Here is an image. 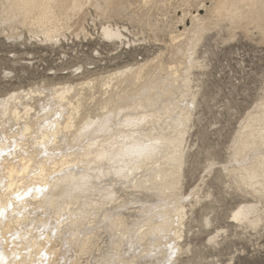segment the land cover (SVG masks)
Returning <instances> with one entry per match:
<instances>
[{"label":"bare ground","instance_id":"1","mask_svg":"<svg viewBox=\"0 0 264 264\" xmlns=\"http://www.w3.org/2000/svg\"><path fill=\"white\" fill-rule=\"evenodd\" d=\"M173 1L94 0V3L101 6V11L115 14L120 19L126 18L138 31L133 34L129 28L132 36L141 35L140 39L145 43L160 47L144 59L111 69H96L104 61L100 52V56L95 57L97 60L90 58L89 62L94 66L86 67L81 73L62 72L59 74L63 77L57 80L43 78L39 83L27 87H11L18 93L13 101L12 111H19L21 115L19 119L11 113L7 117L0 115V137L7 138L0 143V148L7 152L12 139H16L18 147L13 154L2 158L4 166L0 168V197L6 200L12 192L23 191L27 187H43L46 192L26 197L23 201L13 199V209L8 213V221L0 223V233L8 241L3 245L6 255H11L10 247L13 243L20 245L22 252H26L24 246L31 243L32 251L26 253L31 258L30 264H99V261L110 254L116 261L126 259L127 246L139 243V247L133 248L132 253L143 256L144 253L155 252L156 255L149 256L148 259H154L157 264H164L168 259V244L180 249L174 258L176 261L189 257L192 252L193 227L199 220L197 209L200 205L193 207L191 202L181 205L186 211L181 214L177 229L175 216L179 195L171 189L169 177L174 171L172 161L175 159L176 149L182 145L185 156L192 152L189 145L190 133L195 123L201 119L202 104L192 110L190 125L181 136L178 122L188 115V111L180 98L185 90L190 92L193 88L199 91L197 99L203 98V84L195 79V70L204 69L206 65L204 59L198 57V50L208 36V29L217 34L224 32L223 40L227 42L242 33L264 45V0H210L209 6L205 4V0H177L186 9L183 8V15L176 18V23H172L166 14L163 15L165 19L157 18L156 13L174 7ZM4 2L5 0H0V12L3 11ZM18 2L35 6L24 11L35 14L38 26L46 33L55 32L61 26V17L65 21L69 19L68 6L73 0ZM196 3V9L192 10ZM48 5L53 8L50 10ZM202 10L205 14L200 13ZM96 13L97 8L94 7L88 12V16H95ZM187 19L191 22L190 26L186 25ZM178 24L180 25L177 26ZM79 26L87 30L84 20L79 22ZM180 27L183 29L180 30ZM163 32L168 35V40L159 38V33ZM70 38L71 32L68 33V39L58 43L29 40L31 45L61 47ZM27 41L25 38L19 44L25 47L28 45ZM190 47L193 51L191 63L186 55ZM89 62L81 63L87 66ZM185 78L188 80L187 85L184 84ZM114 98L128 113H121L125 119H139L143 123L134 128L113 129L111 133H85L84 139L88 143L69 133L65 144L58 136L55 150L65 153L59 157H43L38 145L32 147L29 144L32 133L26 134L23 145L19 141V132L25 123L34 129L37 124L52 120L57 112L63 118L72 116L75 111L76 124L80 127L83 126L81 117L85 113L92 119H96V113L102 116L101 106L105 101L111 104ZM257 98L253 109L246 113L235 131V145H229L233 151H228L224 162L228 165L227 171L221 169L214 178L225 187L229 183L234 186L232 193L239 198L232 214L238 212L242 222H232L238 228L254 232L264 229V137L261 135L264 109L260 106L261 94ZM44 108L49 110L45 112ZM117 112L120 110L117 109ZM55 122L58 125L60 123ZM14 127H17L15 133L12 131ZM152 139L167 143L161 145L158 159L141 165L131 173L135 179H121L114 172L110 174L109 169L121 166L119 160L112 163L107 158H98L102 153H107L115 159L123 147L147 143ZM172 141L178 143H171ZM93 143L95 146L90 147ZM21 147L27 148V157L20 151ZM52 147L49 146V152ZM69 147L74 150L68 151ZM80 148L85 151L81 152ZM38 156L42 168L37 167ZM49 159L53 161L51 166ZM193 177L191 173L185 175L181 192L187 179ZM109 193L114 199H106ZM49 205L58 207L67 217L55 229V236L50 228L39 231V228L50 221L54 223V219H59L58 215L52 217ZM12 212L23 215H17L13 219ZM248 221L254 222L256 227L246 226ZM30 222H34L36 227H31ZM22 225H27L28 228L21 231L20 240L13 242L9 232L15 234ZM201 227L206 228L203 225ZM141 229L144 231L141 232ZM137 233L139 241L133 239ZM41 235L44 236L43 240L39 239ZM24 236L29 237L28 241L23 240Z\"/></svg>","mask_w":264,"mask_h":264},{"label":"snow or ice","instance_id":"2","mask_svg":"<svg viewBox=\"0 0 264 264\" xmlns=\"http://www.w3.org/2000/svg\"><path fill=\"white\" fill-rule=\"evenodd\" d=\"M2 7L3 11L0 12V39L4 40V42L9 45L16 42H24L26 37L41 43H58L60 40L68 39V33L71 32L74 40L93 42V56L99 57L100 49L103 48L110 54H113L114 58H117L115 54L121 53L123 48L127 47L131 49L133 44L142 42L139 36L132 37V34L129 32V28H131L132 25L129 24L127 20H121L115 14L101 11V6L94 3V0H73L68 6L70 9L69 19L65 21L63 17H61V26L55 32L49 31L46 33L38 26V17L35 14L24 11L25 9L35 7L34 5L22 4L19 3L18 0H16V2H13V0H5ZM48 7L50 10L53 8L52 5H48ZM94 7L97 8V13L95 16L89 17L88 12ZM81 20L86 22L87 30L79 26ZM208 31L213 30L208 29ZM61 33H63V35H61ZM213 34L215 33L213 32ZM212 39L213 35H208L205 42H210ZM199 42L198 38L197 43ZM218 43H220V41H218ZM5 55L15 59L17 53L9 49ZM186 55L189 58V63H191L193 57L191 47ZM205 55L209 58L211 57V53H205ZM88 66H92L90 62L89 65L83 66L81 62L77 61L68 66V71L81 73L85 71ZM23 70L26 71L27 69ZM20 71V68L10 66L7 63L0 64V97H3V99H0V115L5 117L11 113L19 119L21 115L19 111H12L13 101L18 93L9 87V84L16 79ZM184 84H188L187 78H185ZM64 87H67V85H64ZM260 87V106L264 109V74H262L260 79ZM250 88L251 81H248L246 77L238 76L233 79L232 84L227 86L226 91L216 92L209 96L207 99L209 113L205 125L200 132L197 148L187 156L184 154L185 150L182 145L174 152L175 159L172 161L174 171L169 179L171 189L179 195V203L176 205L177 214L175 216L177 229L179 227V221L181 220V214L186 211L181 207L185 202H191L193 207L200 205L197 209V216L200 217L202 225L210 229L206 239L207 243L211 246L208 255L212 256L213 259L211 261L206 259L202 264H235L233 257L236 255V252L231 251L229 254L226 251L228 249V241L232 239L231 232L233 228V225L229 224L228 221L231 219L232 221L242 222V220L238 212L236 214L229 213L225 215L222 208L225 204V197L232 194V188L234 186L229 183L228 187L217 190L213 180L217 172L221 169L227 171L228 168V165L223 162L224 156L222 148L224 142L220 139V134L227 130L232 120L234 110L237 108L238 104L242 102L246 91ZM199 95V91L193 88L190 92L185 90L184 95L180 98L183 107L188 111V115L178 122L181 136L185 134L186 127L190 125L192 110L196 109L198 104L205 103L203 98L197 99ZM117 109L120 110L119 113ZM48 110V108H44L45 112ZM100 111L103 115L101 116L99 113H96V119L90 118L87 113H85L81 117L83 126L80 127L76 124L75 111L72 116H65L63 118L60 116V113L57 112L52 120L39 123L34 129L29 128L25 123L19 132V141L21 145H23L26 134L32 133L29 144L32 147L38 145L42 150L43 157H59L65 153L55 150L58 136L65 144L67 143L69 133L78 140L88 143V141L84 139L85 133H111L113 129L124 127L134 128L143 123V120L139 119H125V116L121 113L125 115L128 113L125 112L123 105L115 98L111 104L105 101ZM55 121H59V125ZM17 127H19V125ZM17 127L12 128L13 133L17 131ZM261 135L264 137V128L261 130ZM4 139L7 138L0 137V143H2ZM164 143L167 142L160 139H152L147 143H137L128 147H123L121 153L119 156L115 157V159L107 153H102L98 158H107L112 163H114L115 160H119L121 166L109 169L110 174L114 172L115 176L121 179H135L131 173L135 172L141 165L150 164L158 159L157 154L161 153V145ZM171 143L175 144L178 143V141H172ZM235 143L236 141L234 140L233 145H235ZM49 146H53L51 152L48 150ZM89 146L94 147L95 144L93 143ZM17 147L16 139H12L7 152L0 148V168L4 166V160L2 158L6 155L13 154ZM73 150L74 149L71 147L68 148V151ZM20 151L24 156H28L26 147H21ZM80 151L83 152L85 149L80 148ZM228 151L232 152L233 148L230 147ZM39 160L40 157L38 156L37 167L42 168V164L39 163ZM48 163L51 166L53 161L49 159ZM189 173L195 175L199 184H196L195 187L192 188L191 193L181 192L180 188L184 177ZM84 186H86V183ZM45 192L46 189L43 187H27L23 191L12 192L6 200L0 197V223H6L8 221V213L13 209V199L16 201H23L26 197L42 195ZM45 199L50 198L45 197ZM106 199H114V197L109 193ZM202 200L203 203H201ZM41 211H43V209H41ZM49 211L53 218L58 215L59 219H54V223L50 221L44 227L39 228V231L43 232L44 228H50L53 229L52 235L55 236V229H58L60 224L67 220V217L56 206L49 205ZM201 213H203V215H201ZM11 215L14 219L17 215H23V213L12 212ZM30 225L31 227H36L34 222H30ZM246 226L255 228L256 224L252 221H248ZM26 228H28L27 225H22L19 226V230H17L15 234L9 232L12 241L15 242L20 240L21 231H24ZM140 231L143 232L144 230L141 229ZM161 235H164V233L161 232ZM28 239V236L23 237L25 241H28ZM39 239L43 240L44 236L41 235ZM133 239L139 241V233H137ZM5 243H8V241L4 240L2 233H0V264H30L31 258L26 253H31V243L24 246L26 252L20 250V245L13 243L10 247V256L6 255L3 249ZM137 247H139V243H130L125 253L127 258L124 260L116 261L110 254L109 257L99 261V264H157V261L154 259H148L149 256L154 257L156 255L155 252L144 253L143 256L133 254L132 249ZM167 247L169 249L168 259L164 264H183L182 261H176L174 259L180 252V249L174 247L173 244H168Z\"/></svg>","mask_w":264,"mask_h":264},{"label":"rangeland","instance_id":"3","mask_svg":"<svg viewBox=\"0 0 264 264\" xmlns=\"http://www.w3.org/2000/svg\"><path fill=\"white\" fill-rule=\"evenodd\" d=\"M173 4L174 9L169 8L168 11L164 10L163 12L156 13L157 18L164 17L163 19H165L168 17L172 23H176V18L183 15V10L186 9V7L178 4L177 0H174ZM197 4L198 3L194 4L192 10L196 9L194 7H197ZM205 4L209 6L211 4L210 0H205ZM200 13L205 14V11L202 10ZM164 14H166V17L163 16ZM121 20H126V18ZM190 23V20L187 19L186 25L190 26ZM179 25L180 24L177 26ZM135 29L136 28L131 27L130 31L135 34L138 32L137 29ZM179 29L182 30L183 27ZM213 32L215 34H213ZM165 33L166 32H163V34L159 33V38L161 40H168L169 37ZM207 35H213V39L210 42H205L206 36L203 45H201L198 50V57L201 60L204 59L206 65L204 69L200 68L199 70V68H196L197 70H195V79L200 80V83L203 84L201 93L205 103H203L200 108L202 112L201 119L195 123L190 133L189 145L192 147L191 151L197 148L200 132L208 117V97L216 92L226 91L227 86L232 84L235 77H246L248 81H251V88L246 91L242 102H240L234 110L232 120L227 130L220 134V139L224 142L222 148L224 156L223 162H226L228 157L227 148L233 143L236 129L246 117V113L253 109L252 107L255 105L256 98H259L261 94L260 79L262 74H264V45L258 44L255 40L246 37L242 33H238L234 40L228 42L223 40L225 39L224 32L217 34V32L213 30L209 31ZM138 36L140 38L142 37L141 35ZM26 39L28 40V45L25 47L21 46L19 42L9 45L5 43L4 40L0 39V64L7 63L10 66L21 69L16 79L9 84V87H27L28 85L39 83L43 78H53L57 80V78L63 77V75L59 73L70 72L68 71L69 65L77 61L88 63L90 58H95V56L92 55V41H78L70 38L69 41L63 42L61 48L60 45H31L29 38L26 37ZM141 41V43H136L135 46L133 45L131 49L127 47L123 48L121 53L115 54L117 58H114V55L110 54L106 49H100L102 54L101 59L105 62L102 61V65L96 69H111L117 65L122 66L124 64L134 63V61H139L148 55H152L154 51L160 47L157 44H147L142 39ZM218 41H220V43H218ZM9 49L18 53L15 59L5 55ZM205 53H211V57L209 58ZM95 59L97 60V58ZM93 66L94 65L91 67ZM23 69L27 70L24 71ZM213 183L216 185L217 190L226 188L225 185L219 181L213 180ZM196 184H199V181L196 180L195 175L192 179L188 178L183 192H192V188L195 187ZM238 202L239 198L233 193L232 195L226 196L225 204L222 206L224 214H232V210L237 206ZM201 215H203V213H201ZM228 223L233 225V228L231 232L232 239L228 241V249L226 251L229 254L231 251L236 252V255L233 257L235 264H264V229L262 228L254 232L238 228L231 219H229ZM201 224V219L199 217V220L195 222L193 227L192 240L190 239L192 241V252L189 254L188 258H183V264H202L206 259L209 261L213 259L212 256L208 255L211 247L208 246L206 239L210 229L201 227Z\"/></svg>","mask_w":264,"mask_h":264}]
</instances>
